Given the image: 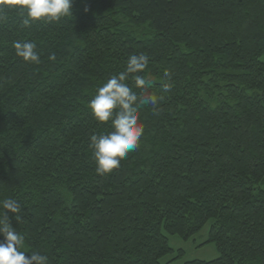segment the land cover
I'll use <instances>...</instances> for the list:
<instances>
[{
    "label": "trees",
    "instance_id": "16d2710c",
    "mask_svg": "<svg viewBox=\"0 0 264 264\" xmlns=\"http://www.w3.org/2000/svg\"><path fill=\"white\" fill-rule=\"evenodd\" d=\"M21 19L0 22V199L22 205L25 249L48 264H177L182 250L163 262L169 236L209 225L219 257L186 264H264V0H74L60 21ZM18 39L40 64L15 56ZM139 52L150 91L165 70L171 91L101 176L89 136L107 124L87 104Z\"/></svg>",
    "mask_w": 264,
    "mask_h": 264
},
{
    "label": "clouds",
    "instance_id": "9594fccd",
    "mask_svg": "<svg viewBox=\"0 0 264 264\" xmlns=\"http://www.w3.org/2000/svg\"><path fill=\"white\" fill-rule=\"evenodd\" d=\"M74 0H0V22L10 11L21 12V25L52 23L71 17ZM87 12L88 9H85ZM15 56L24 63L38 65L41 54L37 43L30 39L12 42ZM50 60L55 56L50 55ZM150 57L144 52L129 55L126 65L97 87L87 107L94 120L107 124L104 131L89 136V148L98 175L106 176L119 168L129 153L138 149L145 134L141 113L150 108L158 115L164 94L171 91V73L165 70L160 94L150 91L155 81L147 71ZM23 207L12 197L0 199V264H48V257L39 251L25 249V236L12 224V217L22 216ZM11 214V215H10Z\"/></svg>",
    "mask_w": 264,
    "mask_h": 264
},
{
    "label": "rangeland",
    "instance_id": "374dc122",
    "mask_svg": "<svg viewBox=\"0 0 264 264\" xmlns=\"http://www.w3.org/2000/svg\"><path fill=\"white\" fill-rule=\"evenodd\" d=\"M262 60L264 62V56L262 57ZM52 161L55 162V160ZM208 226L209 225H207L201 233H199L189 241H183L178 236H169L170 245L176 250V252L174 253V255L165 258L163 262L171 260L175 256L177 257L179 250H182L184 252V256L178 261L177 264H186L187 262L195 260L211 261L217 259L219 257V253L215 245H203L208 238ZM134 238L136 239L138 237L135 236Z\"/></svg>",
    "mask_w": 264,
    "mask_h": 264
}]
</instances>
